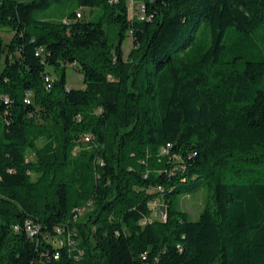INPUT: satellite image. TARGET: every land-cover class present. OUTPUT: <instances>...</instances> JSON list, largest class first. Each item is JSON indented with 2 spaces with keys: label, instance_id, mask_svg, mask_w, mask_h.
<instances>
[{
  "label": "trees",
  "instance_id": "obj_1",
  "mask_svg": "<svg viewBox=\"0 0 264 264\" xmlns=\"http://www.w3.org/2000/svg\"><path fill=\"white\" fill-rule=\"evenodd\" d=\"M60 2L0 0V264H264V0Z\"/></svg>",
  "mask_w": 264,
  "mask_h": 264
},
{
  "label": "rangeland",
  "instance_id": "obj_2",
  "mask_svg": "<svg viewBox=\"0 0 264 264\" xmlns=\"http://www.w3.org/2000/svg\"><path fill=\"white\" fill-rule=\"evenodd\" d=\"M136 8V4L134 5V10ZM79 10L83 14V18L85 19H96L99 14L102 12V8L100 6H80L77 0H61L59 4H55L47 10H38L37 16L38 17H46L49 14H54L57 18L67 15L70 11ZM134 10L130 3V7L128 10L129 17L132 18L134 16ZM106 28L109 30L110 37L117 40V36L115 34V27L112 25H106ZM0 34L4 37L5 42H9L12 38L13 31L8 28H0ZM134 41L131 35L125 37L121 43L122 49V57L124 60H128L131 51L134 48ZM4 66V60L0 61V71ZM47 70L53 75V77H59L60 72L56 71L53 66L48 65ZM66 80L67 85L69 87L81 88L85 86L84 83V74L83 72L77 67L75 64H67L66 68ZM1 125V124H0ZM44 143L43 139H39L38 146H42ZM29 158H35V151L29 150L28 151ZM36 174H33V178H36ZM210 200V192L206 188H202L197 192L180 196L178 198L179 207L186 211L190 218L196 219L203 209L207 201ZM164 204V203H163ZM164 208V205H163ZM153 216L157 218H162L163 214L159 210H155L153 212Z\"/></svg>",
  "mask_w": 264,
  "mask_h": 264
},
{
  "label": "built area",
  "instance_id": "obj_3",
  "mask_svg": "<svg viewBox=\"0 0 264 264\" xmlns=\"http://www.w3.org/2000/svg\"><path fill=\"white\" fill-rule=\"evenodd\" d=\"M129 3H131L132 8H134V5L136 4V0H129ZM78 16L80 14L78 13ZM154 206L160 210L162 207V203L160 199H156L154 202ZM163 216H166V212H161ZM14 229L21 231L24 230L29 236L33 237L37 232L41 229V222L36 218H28L23 223H17L14 225ZM68 243L72 246V239L71 236H67ZM60 257V252H55L54 258L58 259ZM31 264H44V263H31Z\"/></svg>",
  "mask_w": 264,
  "mask_h": 264
},
{
  "label": "bare ground",
  "instance_id": "obj_4",
  "mask_svg": "<svg viewBox=\"0 0 264 264\" xmlns=\"http://www.w3.org/2000/svg\"><path fill=\"white\" fill-rule=\"evenodd\" d=\"M143 17H144V15L141 14V15H140V18H143ZM59 234H61V232H60ZM54 236H55V235H54ZM55 238H56V237H55ZM56 240H57V239H56ZM65 242H66V241H65ZM65 242H64V238H63V237H62V239H60L59 236H58V244H61V245H62V244L65 243ZM74 245H75V243L72 241V246H74ZM81 253H82V252H81Z\"/></svg>",
  "mask_w": 264,
  "mask_h": 264
}]
</instances>
